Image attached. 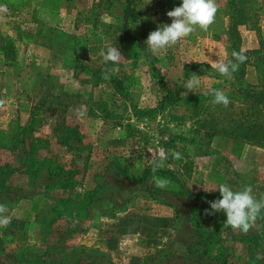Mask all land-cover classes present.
Listing matches in <instances>:
<instances>
[{
  "label": "rangeland",
  "instance_id": "1",
  "mask_svg": "<svg viewBox=\"0 0 264 264\" xmlns=\"http://www.w3.org/2000/svg\"><path fill=\"white\" fill-rule=\"evenodd\" d=\"M0 33V264H264V0H0Z\"/></svg>",
  "mask_w": 264,
  "mask_h": 264
},
{
  "label": "trees",
  "instance_id": "2",
  "mask_svg": "<svg viewBox=\"0 0 264 264\" xmlns=\"http://www.w3.org/2000/svg\"><path fill=\"white\" fill-rule=\"evenodd\" d=\"M130 0H127V4ZM124 18H127V15H124ZM125 21V20H124ZM126 24V21H125ZM161 97L158 102L160 108H166L171 105L172 102H174L176 99L179 98V93L178 89H175L169 85H167L165 82L161 81ZM253 96H255V100L264 102V91H257L253 93ZM8 166V163L0 164V182H3L4 180L7 179L11 175V173L14 171V166H10L7 169L3 168ZM3 168V171L1 169ZM158 171V170H157ZM156 171V172H157ZM128 177H131L129 175ZM197 191H193L190 194H196ZM201 209H204V211L207 213L208 209L204 206ZM30 250L29 249H22L20 252L21 256H24V254H29Z\"/></svg>",
  "mask_w": 264,
  "mask_h": 264
},
{
  "label": "crops",
  "instance_id": "3",
  "mask_svg": "<svg viewBox=\"0 0 264 264\" xmlns=\"http://www.w3.org/2000/svg\"><path fill=\"white\" fill-rule=\"evenodd\" d=\"M30 2V1H29ZM2 43H3V35L0 33V47H1V45H2ZM1 50V49H0ZM137 230V229H136ZM136 230H133V232L131 233V235L133 234H137V231ZM141 236V234L140 233H138V235H137V237H138V240H141L140 242H143V241H145V242H147L148 241V239L146 240V239H143L142 237H140ZM86 242V244H89L87 241H85ZM93 242H96V240L94 239L93 240Z\"/></svg>",
  "mask_w": 264,
  "mask_h": 264
},
{
  "label": "built area",
  "instance_id": "4",
  "mask_svg": "<svg viewBox=\"0 0 264 264\" xmlns=\"http://www.w3.org/2000/svg\"><path fill=\"white\" fill-rule=\"evenodd\" d=\"M156 154H157L156 157H158L160 159L164 157V152L161 150H159Z\"/></svg>",
  "mask_w": 264,
  "mask_h": 264
}]
</instances>
